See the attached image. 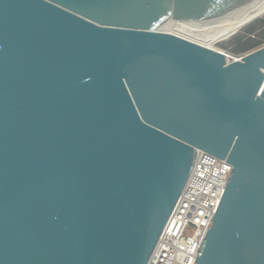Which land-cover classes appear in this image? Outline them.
I'll list each match as a JSON object with an SVG mask.
<instances>
[{
    "label": "water",
    "instance_id": "1",
    "mask_svg": "<svg viewBox=\"0 0 264 264\" xmlns=\"http://www.w3.org/2000/svg\"><path fill=\"white\" fill-rule=\"evenodd\" d=\"M262 18L0 0V264H148L196 151L231 171L193 264H264V46L224 55Z\"/></svg>",
    "mask_w": 264,
    "mask_h": 264
},
{
    "label": "built area",
    "instance_id": "2",
    "mask_svg": "<svg viewBox=\"0 0 264 264\" xmlns=\"http://www.w3.org/2000/svg\"><path fill=\"white\" fill-rule=\"evenodd\" d=\"M195 156L190 175L148 264L195 261L231 171L226 160L201 151H196ZM188 226H193L195 231L191 237H183Z\"/></svg>",
    "mask_w": 264,
    "mask_h": 264
},
{
    "label": "trees",
    "instance_id": "3",
    "mask_svg": "<svg viewBox=\"0 0 264 264\" xmlns=\"http://www.w3.org/2000/svg\"><path fill=\"white\" fill-rule=\"evenodd\" d=\"M264 44V18L239 33L232 44L226 46L233 54L246 55Z\"/></svg>",
    "mask_w": 264,
    "mask_h": 264
},
{
    "label": "rangeland",
    "instance_id": "4",
    "mask_svg": "<svg viewBox=\"0 0 264 264\" xmlns=\"http://www.w3.org/2000/svg\"><path fill=\"white\" fill-rule=\"evenodd\" d=\"M204 46V45H203ZM206 47V46H205ZM209 48V47H208ZM211 49V48H210ZM214 50V49H212ZM216 51V50H215ZM219 52V51H218ZM222 53V52H220ZM224 54V53H223ZM225 58L226 60H228L229 62L231 61H235V60H240L243 55H237V54H233L232 52L230 53H225ZM195 231V228L193 226H188L187 228H185L184 232H183V237H191L193 235Z\"/></svg>",
    "mask_w": 264,
    "mask_h": 264
},
{
    "label": "bare ground",
    "instance_id": "5",
    "mask_svg": "<svg viewBox=\"0 0 264 264\" xmlns=\"http://www.w3.org/2000/svg\"><path fill=\"white\" fill-rule=\"evenodd\" d=\"M160 32H165V31H160ZM165 33H170V34L176 35V36H178V37L184 38V39H186V40H189V41H192V42H194V43H197V44L201 45V44L198 43V42H195V41H193V40L187 39V38H185V37H182V36H180V35L174 34V33H172V32H165ZM202 46H203V45H202Z\"/></svg>",
    "mask_w": 264,
    "mask_h": 264
}]
</instances>
